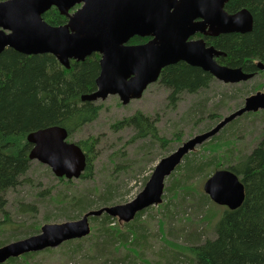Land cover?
Wrapping results in <instances>:
<instances>
[{
    "label": "rangeland",
    "instance_id": "obj_1",
    "mask_svg": "<svg viewBox=\"0 0 264 264\" xmlns=\"http://www.w3.org/2000/svg\"><path fill=\"white\" fill-rule=\"evenodd\" d=\"M257 91H264V69L258 68L254 77L238 83L213 77L208 87L182 92L172 100L171 90L157 80L147 86L141 97L127 104L118 95L94 101L102 105L99 116L69 138L75 142L90 138L96 141L92 176L60 178L49 165L30 159L28 171L20 178L21 184L5 193L9 221L0 228V242L6 244L37 234L45 223L81 219L88 211L133 200L162 158L194 136L211 130ZM139 111L155 119L160 135L168 139L166 145L149 136L137 138L134 127L117 124ZM263 132L264 109L244 113L214 135L219 136L217 142L210 137L187 154L198 160L199 165L215 155L221 163L219 168L223 169L237 161L239 155L250 153L263 139ZM213 144L217 146L212 151L208 147ZM184 163L182 159L180 164ZM216 170L208 169L209 175H204L206 169L193 174L192 188L180 195V191H175L177 196L164 208L166 187L172 177L178 178L184 171L175 170L168 176L162 200L147 208L138 222L139 227L145 228L138 245H119L112 233L107 236L99 229V219H89L88 235L23 259V264H186V257L175 253L168 241L191 244L215 236L216 218L206 219L204 215L211 208L209 214L219 216L227 206L215 202L206 206L198 197L202 193L207 195L204 183ZM83 199L87 200L88 209L79 214L77 202ZM162 218L164 231L159 227ZM125 222L117 218L118 229L126 230ZM134 246L139 247L137 252ZM173 256L176 259L172 262Z\"/></svg>",
    "mask_w": 264,
    "mask_h": 264
},
{
    "label": "water",
    "instance_id": "obj_2",
    "mask_svg": "<svg viewBox=\"0 0 264 264\" xmlns=\"http://www.w3.org/2000/svg\"><path fill=\"white\" fill-rule=\"evenodd\" d=\"M228 0H2L0 1V54L13 48L27 55L49 53L66 68L72 60L83 61L100 54L96 90L82 95L96 101L118 95L123 104L142 96L159 79L166 66L184 61L209 72L226 83H238L255 76L241 67L221 64L226 53L208 45L196 33L217 36L246 33L253 28V14L247 8L230 13ZM56 7L67 16L61 25L48 23L43 14ZM134 36L149 37L143 44H129ZM259 69L264 63L257 62ZM264 109V91L248 96L242 107L218 122L211 130L184 142L155 166L143 190L131 201L86 212L81 219L45 223L37 234L0 246V263L28 252L58 247L91 231L90 216L103 212L130 221L137 212L162 200L165 180L184 156L202 144L234 118ZM31 160L49 165L57 177L79 178L87 156L68 130L52 125L27 134ZM1 149V147H0ZM204 191L217 204L235 209L244 200V184L228 168L216 170L204 183Z\"/></svg>",
    "mask_w": 264,
    "mask_h": 264
},
{
    "label": "trees",
    "instance_id": "obj_3",
    "mask_svg": "<svg viewBox=\"0 0 264 264\" xmlns=\"http://www.w3.org/2000/svg\"><path fill=\"white\" fill-rule=\"evenodd\" d=\"M242 8L249 9L253 14L254 22L250 32L200 36L205 38L208 45H214L226 53L217 58L221 64L255 72L258 70L257 62L264 63V0H228L225 4V9L230 13ZM43 18L52 25L67 22V16L56 7L47 10ZM148 39L134 36L129 44H141ZM99 60L100 54L93 53L83 61L72 60L71 67L66 68L49 53L27 55L8 47L0 54V214L3 216L0 228L9 221L5 193L21 184L20 178L30 167L29 152L32 145L27 141V134L39 128L60 125L68 130L70 138L74 132L99 116L102 105L82 99V95L96 90ZM213 77L200 67L179 61L163 68L158 80L171 90L169 97L172 100L182 92H196L208 87ZM120 123L134 127L137 138L149 136L162 145L168 142L166 137L160 135L155 119L140 111L117 124ZM218 138L213 136L210 140L217 142ZM77 143L87 156V165L80 177H91L94 159L92 152L96 141L90 138ZM216 146L213 144L208 148L213 151ZM216 157L209 156L199 165L198 160L190 159L186 154L183 158L185 163L175 169L184 173L178 178L172 177L166 187L167 201L163 207H168L169 201L177 196L175 191H180V195L182 191L192 188L193 174L202 173L206 169L204 175H209L208 169H220L221 163H218ZM226 168L236 173L243 182L244 200L235 209L226 207L219 216L210 215L211 208L206 212V219L216 218L213 238L191 244L167 240L175 253L186 257V264H264V137L250 153L239 155L237 161L231 162ZM198 198L206 206L215 204L208 194L202 193ZM87 205V200H79L78 213L85 212ZM146 209L137 212L133 220L126 221L124 231L117 227L119 217L107 212L90 216L89 219H99V229L107 236L114 235L119 245L133 246L138 245L145 231V228L139 227L138 222ZM164 225L162 218L160 231H164ZM73 240L76 239L65 242ZM2 244L0 242V246ZM134 248L135 252L139 249L136 246ZM52 249L28 252L0 264H23V259ZM174 259L173 256L172 262Z\"/></svg>",
    "mask_w": 264,
    "mask_h": 264
},
{
    "label": "flooded vegetation",
    "instance_id": "obj_4",
    "mask_svg": "<svg viewBox=\"0 0 264 264\" xmlns=\"http://www.w3.org/2000/svg\"><path fill=\"white\" fill-rule=\"evenodd\" d=\"M200 34H201V33H196L195 36H194V38L202 37V36H200ZM148 40H149V39H148ZM148 40H147V41H148ZM147 41H146V42H147ZM144 43H145V42H144ZM141 44H143V43H141ZM68 141H70V140H69V137H68ZM70 142H71V141H70Z\"/></svg>",
    "mask_w": 264,
    "mask_h": 264
}]
</instances>
